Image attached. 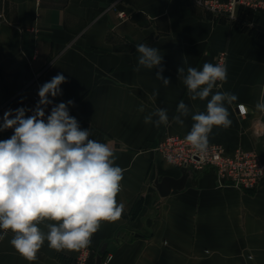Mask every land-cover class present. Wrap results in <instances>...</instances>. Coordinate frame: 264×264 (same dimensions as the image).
I'll return each mask as SVG.
<instances>
[{
  "label": "crops",
  "instance_id": "crops-1",
  "mask_svg": "<svg viewBox=\"0 0 264 264\" xmlns=\"http://www.w3.org/2000/svg\"><path fill=\"white\" fill-rule=\"evenodd\" d=\"M8 2L6 19L0 18V124L5 111L35 108L36 79L42 86L64 75L62 94L49 99L53 105L73 101L69 114L81 129L113 149L124 169L117 196L124 211L116 221H102L87 247L58 252L45 241L34 261L11 246L9 232L0 241V264H74L83 252L94 263L106 240L117 245L105 255L106 264H264V183L255 189L222 187L206 167L194 172L185 189L165 197L153 186L156 176L181 175L156 150L159 141L167 134L186 135L191 115L206 110L207 100L190 99L178 69L184 67V75L189 66L202 70L206 62L216 64L221 51L228 53L227 82H218L213 94L230 92L238 100L226 105L232 125L214 127L210 143L229 153L254 150L264 159V113L255 110L264 92V38L216 20L195 0ZM251 19L263 26L264 10ZM140 43L160 50L168 86L157 78L159 68L135 71ZM180 101L190 109L183 126L172 119ZM238 104L247 107L246 115H239ZM157 108L167 110V126L144 123ZM13 132L0 131V140Z\"/></svg>",
  "mask_w": 264,
  "mask_h": 264
},
{
  "label": "clouds",
  "instance_id": "clouds-1",
  "mask_svg": "<svg viewBox=\"0 0 264 264\" xmlns=\"http://www.w3.org/2000/svg\"><path fill=\"white\" fill-rule=\"evenodd\" d=\"M136 50L135 71L159 68L156 76L168 86L170 80L161 75L160 50L144 43L137 44ZM184 73L180 67L178 74L183 75L190 99L207 100L205 111L191 115L193 124L185 141L198 153H206L213 128L232 125L226 105L238 97L230 92L213 94L218 82L220 87L227 82L225 65L206 62L202 70L189 66ZM65 82V76L57 74L39 88L34 109L5 111L0 124V131L14 130L9 139L0 140V241L11 232V246L29 261L37 258L45 241L58 252L87 247L102 221H116L124 211V204L117 201L124 169L115 163L113 149L91 139L89 129H81L69 114L73 101L53 105L49 99L62 94L60 86ZM49 105L53 106L46 115ZM255 110L264 113V92ZM27 111L32 115L26 116ZM138 111L144 112V106ZM176 112L172 119L183 126L182 118L190 114L188 105L180 101ZM144 123L167 126V110L155 109L144 117Z\"/></svg>",
  "mask_w": 264,
  "mask_h": 264
},
{
  "label": "built area",
  "instance_id": "built-area-1",
  "mask_svg": "<svg viewBox=\"0 0 264 264\" xmlns=\"http://www.w3.org/2000/svg\"><path fill=\"white\" fill-rule=\"evenodd\" d=\"M0 3V18L6 19L4 3ZM196 3L215 15L225 16L231 23L237 26H253L256 22L244 16L246 12L256 13L264 10V0H195ZM121 17L125 16L120 11ZM228 53L221 51L217 63L226 66ZM216 63V64H217ZM38 87L40 88V84ZM38 88V89H39ZM39 100V96H35ZM238 113L243 116L247 114V107L238 104ZM183 134H167L156 146L163 160L173 164L177 168L183 166L196 171H203L206 167L214 169L219 186L237 187L240 189H255L264 183V159L254 150L237 148L229 153L219 143H209L206 153H198L186 141ZM171 157V162H169ZM110 256L104 257L102 264H106ZM74 264H93L88 259L87 253H81Z\"/></svg>",
  "mask_w": 264,
  "mask_h": 264
},
{
  "label": "water",
  "instance_id": "water-1",
  "mask_svg": "<svg viewBox=\"0 0 264 264\" xmlns=\"http://www.w3.org/2000/svg\"><path fill=\"white\" fill-rule=\"evenodd\" d=\"M181 175L176 177L173 175L156 176L153 186L158 190L161 196H167L172 190H183L187 183L194 178V171L188 167L180 168ZM115 240L103 241L94 257L93 264H102L105 255L116 248Z\"/></svg>",
  "mask_w": 264,
  "mask_h": 264
},
{
  "label": "trees",
  "instance_id": "trees-1",
  "mask_svg": "<svg viewBox=\"0 0 264 264\" xmlns=\"http://www.w3.org/2000/svg\"><path fill=\"white\" fill-rule=\"evenodd\" d=\"M4 7H5V14L7 15V11H8V7H9V2L8 0L5 1L4 3ZM213 17L216 19V20H228L225 16L223 15H215L213 14ZM244 16L248 19H251L252 18V13L251 12H246L244 14ZM229 21V20H228ZM241 27H243L244 29H248L250 30V32H256L257 34H259L261 37L264 38V25L263 26H259L257 23H255L253 26H248V25H244Z\"/></svg>",
  "mask_w": 264,
  "mask_h": 264
}]
</instances>
